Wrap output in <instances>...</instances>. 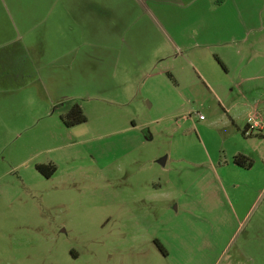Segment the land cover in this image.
Returning a JSON list of instances; mask_svg holds the SVG:
<instances>
[{
  "label": "rangeland",
  "instance_id": "rangeland-1",
  "mask_svg": "<svg viewBox=\"0 0 264 264\" xmlns=\"http://www.w3.org/2000/svg\"><path fill=\"white\" fill-rule=\"evenodd\" d=\"M217 1L203 14L213 30L199 38L217 42L202 52L203 73L220 51L231 59L254 41L248 28L264 29V0L213 11ZM147 3L0 0V264H264V135L245 134L244 106L222 107L188 65L192 53L161 59L175 49L162 31L173 37L178 24ZM71 8L83 11L82 36L114 41L62 67L50 63L57 44L43 52L37 35L57 38ZM191 17L179 26L195 24V43ZM235 96L226 108L243 101ZM68 99L87 114L74 128L58 110ZM240 152L252 168L234 163ZM50 163L52 177L37 171Z\"/></svg>",
  "mask_w": 264,
  "mask_h": 264
},
{
  "label": "crops",
  "instance_id": "crops-1",
  "mask_svg": "<svg viewBox=\"0 0 264 264\" xmlns=\"http://www.w3.org/2000/svg\"><path fill=\"white\" fill-rule=\"evenodd\" d=\"M148 11L151 13L150 15L159 16L162 18L161 21H166L165 23H173L176 22L178 26H173L171 24L172 31H176L173 37H169L167 33V28L164 29V34L166 36V44L170 47H175L173 51L167 53L166 55H162V60H165V57H175V60L179 59L180 55H184L187 50L188 55L192 53L193 55L189 56L187 60L188 65L192 66L193 70L199 76L200 79L205 83L206 88L209 90L213 96L220 101L222 107L228 113L235 112V110L242 105L244 106V113L241 115L240 120L241 123L250 129V132H254V130L259 129L261 133L264 135V29L263 30H253V28H248V32L251 33L254 41L251 40L249 43L243 44V47L237 48V51L234 52V58L230 59L229 53L227 50L220 51V54L214 55L218 60V63L211 67L212 71L206 70V73H203L202 68L204 66V59L202 57V52L205 47H212V45H216L217 42L213 43L210 41H203L199 38V35H204L209 31L213 30L210 27L212 20L210 17H204V11L208 12L211 8V2L209 0H146ZM224 0L217 1V7L212 9L216 11L218 7H222L224 5ZM213 4V3H212ZM73 8L67 9L66 19L59 18V21H62L63 24L66 25L63 31L55 37V34H48L49 32L41 31L37 35V40L39 41L40 49L43 52L49 48L51 42H55L57 44L53 47L55 51L58 50L57 54L54 55L56 60H52L50 63L57 64L60 66H69L75 64L79 61L81 57V53L85 50V47L89 45L90 47L101 45L96 48L98 54L102 55V46H108L114 41L112 38L110 39H90L87 35L82 36L80 29L82 26V12L81 19H78L73 14ZM196 15V40L195 43H192L189 40L188 36L193 35V29L195 28V24L191 22L189 19L188 27L179 26V24H183L185 18H189L190 16ZM211 12L207 13V16H211ZM191 17V18H192ZM190 18V19H191ZM79 22V23H78ZM201 22V25L198 23ZM9 23L13 24L12 20H9ZM192 26V27H191ZM43 26H40L41 28ZM54 31L55 30H51ZM50 31V32H51ZM46 32V33H45ZM48 34V35H47ZM250 34V35H251ZM178 36H182L186 38L182 43L181 40L178 39ZM107 44H106V43ZM3 44V43H0ZM85 45L84 47H81ZM112 46V45H111ZM166 47V45H164ZM236 48V47H235ZM23 48L21 46L20 51ZM16 50L15 54L20 52ZM175 53H172L174 52ZM194 51V52H193ZM91 52V49H90ZM22 53V52H20ZM73 54V60L70 58V54ZM180 53V55L178 54ZM238 58L237 65H231L235 58ZM159 59V60H161ZM232 60V61H231ZM49 63V64H50ZM112 64V62H110ZM109 63V64H110ZM111 64L109 66H111ZM108 65V64H107ZM238 66V67H237ZM237 67V68H236ZM143 68H146L143 66ZM222 69V71H220ZM237 69V84L234 85V82L231 80V72ZM165 72V70H164ZM169 72V71H168ZM222 75H226L228 77V88L225 91L221 90L223 80L220 78ZM173 76V75H172ZM175 77V75H174ZM173 77V78H174ZM176 80V79H175ZM178 82V80H176ZM225 83H223L224 85ZM238 87L242 92L239 94L238 92H234L235 88ZM237 91V90H236ZM238 95L243 99L241 102H236L235 99H232V102L227 104L228 108L225 107L223 103V97L225 100L229 101L231 97H237ZM248 118V120H247ZM233 120L236 122L238 119H235V115H233ZM239 154L244 155V152H240ZM238 154H235L236 156ZM233 156V157H234Z\"/></svg>",
  "mask_w": 264,
  "mask_h": 264
},
{
  "label": "trees",
  "instance_id": "trees-1",
  "mask_svg": "<svg viewBox=\"0 0 264 264\" xmlns=\"http://www.w3.org/2000/svg\"><path fill=\"white\" fill-rule=\"evenodd\" d=\"M58 110L62 112L60 114V119L67 127L74 128L87 121V114L85 113L82 106V102L79 99H68L62 102L58 106ZM246 128L248 129V127ZM247 129H245V133ZM233 161L241 168L250 169L253 166V161L250 158L241 154L234 156ZM36 169L45 177H52L57 171L56 165H53L51 163L37 165Z\"/></svg>",
  "mask_w": 264,
  "mask_h": 264
},
{
  "label": "built area",
  "instance_id": "built-area-1",
  "mask_svg": "<svg viewBox=\"0 0 264 264\" xmlns=\"http://www.w3.org/2000/svg\"><path fill=\"white\" fill-rule=\"evenodd\" d=\"M201 118H204V116L201 115ZM245 134H246L247 136L251 135L250 129H247Z\"/></svg>",
  "mask_w": 264,
  "mask_h": 264
}]
</instances>
